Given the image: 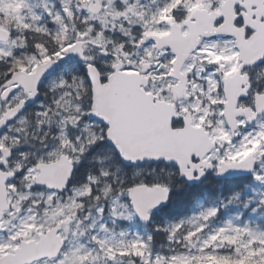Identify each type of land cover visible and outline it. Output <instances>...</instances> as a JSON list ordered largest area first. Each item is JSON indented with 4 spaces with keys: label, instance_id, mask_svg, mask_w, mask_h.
I'll return each instance as SVG.
<instances>
[{
    "label": "snow or ice",
    "instance_id": "6c2138e0",
    "mask_svg": "<svg viewBox=\"0 0 264 264\" xmlns=\"http://www.w3.org/2000/svg\"><path fill=\"white\" fill-rule=\"evenodd\" d=\"M0 264H264V0H0Z\"/></svg>",
    "mask_w": 264,
    "mask_h": 264
}]
</instances>
